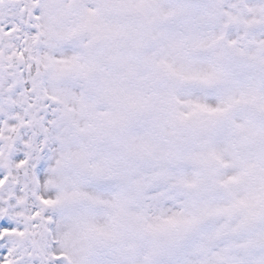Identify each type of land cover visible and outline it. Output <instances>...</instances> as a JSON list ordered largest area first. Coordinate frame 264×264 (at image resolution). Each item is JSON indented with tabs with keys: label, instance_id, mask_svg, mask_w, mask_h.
Returning <instances> with one entry per match:
<instances>
[{
	"label": "snow or ice",
	"instance_id": "snow-or-ice-1",
	"mask_svg": "<svg viewBox=\"0 0 264 264\" xmlns=\"http://www.w3.org/2000/svg\"><path fill=\"white\" fill-rule=\"evenodd\" d=\"M0 264H264V0H0Z\"/></svg>",
	"mask_w": 264,
	"mask_h": 264
}]
</instances>
